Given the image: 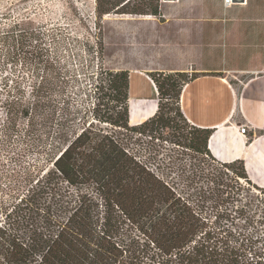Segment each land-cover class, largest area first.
I'll return each mask as SVG.
<instances>
[{"label": "trees", "instance_id": "obj_1", "mask_svg": "<svg viewBox=\"0 0 264 264\" xmlns=\"http://www.w3.org/2000/svg\"><path fill=\"white\" fill-rule=\"evenodd\" d=\"M134 1L96 0L94 11L98 17L159 15V0ZM101 75L91 120L79 110L62 113L55 120L41 148L45 151L42 165L35 173H27L25 193L2 212L0 264H203L213 254H221L217 236L224 231L219 224L209 227L199 201H192L156 174L135 146L134 136L147 132L151 139L232 169L236 178L264 195V188L249 180L242 161L219 163L210 155L206 144L211 130L190 126L182 115L179 95L194 77L148 73L157 93L156 110L130 125L128 72L104 71ZM52 79L45 95H35L33 110L38 107L56 114L50 95ZM164 100L172 102L166 112ZM28 109L23 107L21 115L26 116ZM212 179L208 190L213 209L237 200L228 184ZM124 227L139 237L126 243L121 239ZM255 243L243 244L250 258L241 263L239 256H227L228 264H264V243L260 247Z\"/></svg>", "mask_w": 264, "mask_h": 264}, {"label": "rangeland", "instance_id": "obj_2", "mask_svg": "<svg viewBox=\"0 0 264 264\" xmlns=\"http://www.w3.org/2000/svg\"><path fill=\"white\" fill-rule=\"evenodd\" d=\"M147 2L135 0L133 4ZM95 6L96 0H0V225L2 212L12 208L16 198L25 193L27 173H35L42 165L45 151L41 148L55 120L75 110L81 115L87 113L91 120L90 113L97 103L96 81L104 71L125 70L128 77L130 70L143 71L147 76L160 72L151 54H163L166 47L154 42L162 32L160 24L152 22L154 16L110 13L98 17ZM145 16L150 17L142 18ZM134 73L147 82L148 93L154 96L149 78ZM136 77L130 78L128 88L130 125L151 117L157 106L154 98L138 97L143 83ZM51 78L50 95L56 114L38 107L33 110L35 95L46 94ZM163 103L166 112L171 108L167 104L172 102ZM23 107H29L26 116L21 115ZM134 137L142 160L178 192L199 201L209 227L218 223L224 231L217 236L223 256L213 254L203 264H228L227 256L233 255L239 256L242 263L251 257L244 245L251 241L256 242L255 247L263 245L262 193L236 178L232 169L221 168L207 157L151 139L147 132ZM212 178L237 193V200L221 204L218 212L212 208L208 190ZM121 233L126 243L139 237L125 227Z\"/></svg>", "mask_w": 264, "mask_h": 264}, {"label": "crops", "instance_id": "obj_3", "mask_svg": "<svg viewBox=\"0 0 264 264\" xmlns=\"http://www.w3.org/2000/svg\"><path fill=\"white\" fill-rule=\"evenodd\" d=\"M239 3L225 8L223 0H159L152 22L163 33L154 42L166 52H153L151 59L162 73L194 77L179 95L182 115L212 131L206 147L217 162L242 161L249 180L264 188V0ZM135 71L147 76L130 70L129 86L137 76L143 83L138 97L157 103L156 90L149 94ZM239 125L248 127L245 135L238 134Z\"/></svg>", "mask_w": 264, "mask_h": 264}, {"label": "built area", "instance_id": "obj_4", "mask_svg": "<svg viewBox=\"0 0 264 264\" xmlns=\"http://www.w3.org/2000/svg\"><path fill=\"white\" fill-rule=\"evenodd\" d=\"M239 2H240V0H223V5L225 8H228L231 5H234V4L239 3ZM239 4H244V0H243V2H241ZM247 130H248V127L246 125H239L237 127V132L240 135H245Z\"/></svg>", "mask_w": 264, "mask_h": 264}, {"label": "bare ground", "instance_id": "obj_5", "mask_svg": "<svg viewBox=\"0 0 264 264\" xmlns=\"http://www.w3.org/2000/svg\"><path fill=\"white\" fill-rule=\"evenodd\" d=\"M129 89H130V86H129Z\"/></svg>", "mask_w": 264, "mask_h": 264}]
</instances>
